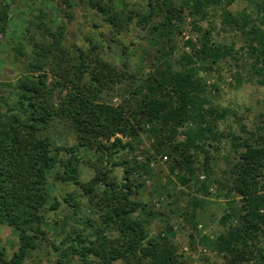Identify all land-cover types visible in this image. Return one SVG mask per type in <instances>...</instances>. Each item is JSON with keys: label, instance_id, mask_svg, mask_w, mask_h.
I'll return each instance as SVG.
<instances>
[{"label": "trees", "instance_id": "16d2710c", "mask_svg": "<svg viewBox=\"0 0 264 264\" xmlns=\"http://www.w3.org/2000/svg\"><path fill=\"white\" fill-rule=\"evenodd\" d=\"M59 1L66 9L79 5L76 0ZM78 1H84L85 8L102 16L111 33L127 28L136 18V24L147 33L146 38L156 46L158 56L153 58L147 76L129 77L127 69H117L100 57L96 52L98 44H92L87 51L77 47L69 52L63 46V27L56 32L44 29L41 36L49 37L51 43L34 44L35 63L28 64V75L7 85L12 88L9 96H0L5 106V111H0V227L14 230L18 241L10 257L0 250V264H25L30 251L48 240L42 228L44 211L56 210L59 205L57 200L50 204L47 189L48 176L54 171L55 179L80 187L81 199L98 217L96 224L85 219L83 228L72 226L64 233L60 245L54 246L55 251L63 247L61 258L73 255L81 264H177L178 249L172 241L171 228L164 236L158 233L148 241V226L157 213L132 200L144 187L139 178L152 176L149 163L139 165L136 157L132 163L128 159L112 161L113 166L124 168L121 184L110 178L108 169L97 166L104 159H115L121 154L128 158L135 150L133 143L140 142L141 133L152 141L154 155L167 158L173 176L168 183L188 190L197 186L195 191L203 198L210 196L212 185L226 192L230 214L221 221L223 232L215 240L206 235L195 238L192 234L189 239L217 251L226 259L224 264H250L257 258L264 263V138L249 134L244 125L240 131L246 137L220 132L217 124L229 112L209 102L207 87L199 75L206 70L219 74L221 62L235 58L232 45L212 38V14L220 10L221 30H238L246 38L252 67L262 77L259 84L264 86V0H249L253 10L237 15L229 11L235 0H149L148 11L142 14L119 12L103 0ZM9 9L6 2L0 10V32L8 26ZM184 13L193 18L194 25L208 20V27L196 29L199 49L187 40L185 44L191 52L171 61L176 48L173 37ZM41 24L37 25L38 30ZM49 56L57 59L54 67L48 69L58 78L51 85L46 83L44 71ZM196 62L197 69L193 67ZM62 63L66 66L61 67ZM124 81L129 84L119 93L122 101L117 106L105 103L101 97L104 92ZM57 89L65 94L55 104L53 92ZM55 123L69 127L76 146H54L49 131ZM180 134L184 139L178 143ZM224 139H231L234 156L227 160L221 179L212 178L214 153L220 150ZM80 148L98 155L97 163L92 164L95 174L86 183L78 181L81 160L76 151ZM62 150L65 159L59 157ZM146 160L151 158L147 156ZM203 175L204 180L200 181ZM63 202L69 203L72 215L81 208L72 195ZM203 203L194 197L189 204L188 223L194 232L198 226L197 210ZM228 218L234 223L225 227Z\"/></svg>", "mask_w": 264, "mask_h": 264}, {"label": "rangeland", "instance_id": "374dc122", "mask_svg": "<svg viewBox=\"0 0 264 264\" xmlns=\"http://www.w3.org/2000/svg\"><path fill=\"white\" fill-rule=\"evenodd\" d=\"M79 5L72 9H66L58 0H21V1H4L0 0V10L7 2L10 5L9 23L5 32H0V96H9L12 91L7 85H14L16 81L23 75H28L27 66L29 63H35L34 44L44 42L51 43L49 37L43 39L41 33L44 29L56 32L58 27H63L64 37L63 46L65 49L74 50L81 48L85 51L89 50L92 44H98L97 53L100 57L115 66L117 69H127L129 77L147 76L152 69L151 64L153 58L157 55L156 46H152L146 38L147 33L142 31L136 24V18L127 28L121 29L120 32L111 33L110 28L103 22V17L97 15L92 9L85 8L82 3L76 0ZM105 3H111L115 10L129 13L134 11L144 13L148 11L149 0H103ZM178 3L179 0H175ZM253 10L249 0H235L229 7V11L234 15L240 12L249 13ZM220 10H216L212 14V22L215 25V32L212 38L215 42L230 46L232 45L235 54L234 58H228L219 65V74L214 71H201L200 77L203 84L207 87V99L216 108L225 109L229 112L225 120L218 122V130L224 134H235L239 137H246L240 131V126L244 125L249 134L258 135L264 138V86L259 84L262 77H258L255 69L252 67L253 60L249 56L247 44L249 42L240 35L238 30H230L226 27L221 30ZM42 22V27L38 30L37 25ZM174 23H177L174 21ZM193 18L186 13L181 17L179 22V30L173 37L175 51L171 61L179 59L184 54H189L191 49L185 43L191 40L196 49L200 48L199 32L197 28L206 29L208 20L198 21L193 24ZM127 48V51H125ZM167 47H165L166 49ZM57 62L54 56H49L47 66L44 71L47 74L46 83L53 84L58 78L52 75L49 67L53 68ZM66 64L62 63V66ZM196 69L199 63L194 66ZM27 72V73H26ZM49 72V73H48ZM127 74V75H128ZM36 76V74H34ZM124 84L115 85L111 90H107L101 96L105 103L117 106L123 98L119 95L122 93ZM216 86V88H213ZM126 87V86H125ZM53 102L59 103L64 91L58 89L53 92ZM0 111H5V106L0 102ZM181 128L179 131H182ZM49 135L54 146L70 148L76 146L75 138L69 127L64 123H55ZM183 135L177 137L176 142H182ZM126 141V140H124ZM134 151L127 157L121 154L115 159L97 163L98 155L89 149H78L77 157L81 160L78 165L77 175L80 183H86L94 176V166L110 171V178L121 184L124 176L123 166H113L111 163L121 162L128 159L132 163L136 157V162L141 164L149 163L151 177L144 175L139 178L144 183V187L139 193L132 196V200L141 202L157 213L148 226L150 236L148 241L155 238L158 233L164 236L167 230H170L173 243L177 246V264H224L226 259L217 251L197 245L196 239H189V234L198 237V235H206L210 239L215 240L216 237L223 232L224 225L221 221L230 214L227 210L224 195L226 192L217 190L215 185L209 189L210 196L203 198L196 192V187L188 190L181 188L178 184L175 187L168 183L173 181V176L169 173L167 158L154 155L151 147L152 141L149 137L141 133L140 142L133 143ZM154 157H151V156ZM147 156L151 158L147 162ZM216 160L212 166V178H220L222 171L227 166V160L233 158V150L231 147V139H224L220 144V150L214 153ZM65 159L64 150L59 155ZM55 172L48 176V194L50 204H54L57 200L59 205L56 210L44 211L45 222L43 230L46 231L48 240L39 244L37 249L30 251L29 257L25 264H81L80 260L73 255L67 258H61L62 248L58 251L54 250V246L60 245L64 233L70 227L76 226L83 228L82 223L85 219L91 220L93 223L98 222V217L91 211V207L81 199L82 192L80 187L72 183H63L55 179ZM204 175L200 177V181L204 180ZM160 186H165L161 189ZM182 192V193H181ZM168 193V195H167ZM67 195H72L76 202H79L81 208L77 214L72 215L69 203L63 200ZM203 200V205L197 210L198 222L197 232L191 229L188 223L187 213L190 209V201L192 198ZM235 200V194H231ZM71 203V202H70ZM49 209L50 206L48 205ZM68 225L65 227L64 224ZM234 223L232 218H228L225 227ZM71 229V228H70ZM91 231V229H90ZM17 234L14 230L7 227H0V250L3 249L10 257L17 249ZM112 264H123L121 261ZM250 264H264L262 259L257 258Z\"/></svg>", "mask_w": 264, "mask_h": 264}]
</instances>
